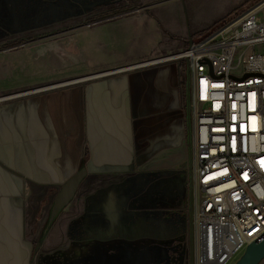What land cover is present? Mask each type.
<instances>
[{"label":"crops","instance_id":"crops-1","mask_svg":"<svg viewBox=\"0 0 264 264\" xmlns=\"http://www.w3.org/2000/svg\"><path fill=\"white\" fill-rule=\"evenodd\" d=\"M182 1L71 0L67 33L36 61L9 54L1 47L10 41L0 40V264H37L39 256L58 264L56 254L73 244L59 239L75 240L74 221L109 219L112 207L147 213L165 188L181 195L189 81L186 61L162 59L211 28L186 29ZM83 166L98 182L124 178L96 186L81 217L68 214L69 204L45 235V225L35 230V196L50 200L46 224L61 184Z\"/></svg>","mask_w":264,"mask_h":264},{"label":"built area","instance_id":"built-area-1","mask_svg":"<svg viewBox=\"0 0 264 264\" xmlns=\"http://www.w3.org/2000/svg\"><path fill=\"white\" fill-rule=\"evenodd\" d=\"M186 58L193 100L190 262L230 264L264 232V0L162 60Z\"/></svg>","mask_w":264,"mask_h":264},{"label":"rangeland","instance_id":"rangeland-1","mask_svg":"<svg viewBox=\"0 0 264 264\" xmlns=\"http://www.w3.org/2000/svg\"><path fill=\"white\" fill-rule=\"evenodd\" d=\"M258 0H186L182 1V17L185 21L186 29L211 27L205 32L191 34L187 40L188 48L191 43H198L209 37L216 29L218 24L222 23L230 17L235 16L240 11L248 8ZM73 8L71 0H0V40H9L10 43L1 48L5 49L9 54H25L31 57V61H36L39 50L46 45L47 42L54 40L59 35H64L62 28H67L72 23ZM175 18L174 16H171ZM176 19V18H175ZM177 27V26H176ZM180 28H182L179 25ZM177 28V30H180ZM70 33V32H69ZM132 34L129 35L128 41ZM115 48L116 44H113ZM127 48V47H126ZM15 50V51H14ZM6 52V54H7ZM186 61V73L190 86L188 87L189 110L192 118L193 100H192V72L190 59ZM17 70H22L19 67ZM240 72V70H238ZM191 92V95H190ZM189 147L187 146V156L183 160V171L181 177V195H173L174 191L168 188L161 190L158 206L152 208L143 207L142 210L158 211L160 222L151 226L143 237L135 238L134 236H122L118 234L117 227L126 225L129 219V212L120 208L119 213L115 212V208H110L108 217L96 218L95 222H91L89 226L88 238L81 239V242L69 240L68 235L59 239V246H67L72 242V247L62 250L56 254L58 264H190V243H191V223H190V200L192 191L190 188L191 176V160L189 157ZM98 177L87 176L80 185L76 195L69 204L75 206L71 209L69 215L81 217L86 209L88 196L98 187H109L115 182H120L124 176H109L107 178L96 180ZM164 178H167L164 176ZM95 180V181H94ZM95 184V185H93ZM166 185V184H165ZM96 188V189H95ZM36 202L33 201L31 225L35 230H41L45 225L48 215L49 198L45 196H35ZM149 200V199H148ZM118 201V199H115ZM150 201V200H149ZM68 204V205H69ZM148 204V203H147ZM142 213V212H140ZM64 214V213H63ZM142 215V214H139ZM63 216V215H62ZM63 218V217H62ZM81 219V218H80ZM79 219V220H80ZM74 221L70 225L73 230L78 221ZM180 221L185 223L184 230L178 229L176 226ZM96 223V224H95ZM172 224V228L169 226ZM174 224V225H173ZM95 225V227H94ZM121 230H124L120 228ZM156 229V230H155ZM66 230V224H65ZM125 231V230H124ZM154 237H149L153 235ZM109 234V236H107ZM41 246L43 239L40 240ZM189 245V248H188ZM147 247H151L146 251ZM145 248V249H144ZM151 250H154L151 252ZM245 250V249H244ZM242 250L230 264H233L244 252ZM182 252V253H181ZM180 260L178 259L179 254ZM45 256H43L44 258ZM168 260H166L167 258ZM174 258L175 260L173 261ZM41 261V257L37 258Z\"/></svg>","mask_w":264,"mask_h":264},{"label":"water","instance_id":"water-1","mask_svg":"<svg viewBox=\"0 0 264 264\" xmlns=\"http://www.w3.org/2000/svg\"><path fill=\"white\" fill-rule=\"evenodd\" d=\"M114 71V70H112ZM190 84L188 83V87ZM88 170L85 166L68 177L60 186L55 196L50 216L48 219L47 230L55 222L61 211L71 202L78 191L82 181L87 177ZM264 260V232L261 236L250 242L242 255L233 264H260Z\"/></svg>","mask_w":264,"mask_h":264},{"label":"flooded vegetation","instance_id":"flooded-vegetation-1","mask_svg":"<svg viewBox=\"0 0 264 264\" xmlns=\"http://www.w3.org/2000/svg\"><path fill=\"white\" fill-rule=\"evenodd\" d=\"M148 204H150V203H148ZM156 213L152 214L150 212H147V213L146 212L145 213H143V212L142 213H140V212L139 213L129 212V219L126 221V225L123 224V225H119L117 227V230L119 229L118 230V234L122 235V236H126L125 232L127 231L128 232L127 233L128 236L130 234V236H134L135 238H139V237L140 238H145V237H143V235H144L143 233H145L144 231L149 232L147 230L152 225H153L152 227L154 228V225L156 226V224H158L160 222V218L158 216L160 213L157 210H156ZM139 214H142V215H139ZM180 222H179L177 228L180 229V230H182V229L184 230L185 229V223H184V221L183 222L180 221ZM89 226L91 227V222H90V220H88L87 217L81 218L78 221V224L75 227L76 228V230H75L76 232L74 230H72L73 232H75L74 237H75L76 242H81V239L83 238V236L85 237V235H83V233H85L87 238H88V234L86 232H88ZM94 227H95V225H94ZM120 228L124 229L125 231L121 230ZM184 232H185V230H184ZM107 236H109V234H107ZM152 236H155L154 233H153ZM150 248L151 247H147L146 251H148ZM153 251L154 250H151V252H153ZM181 253L178 256L179 260L181 258L180 255H182ZM168 259L169 258H167L166 260H168ZM172 259H173V261L175 260L174 258H172ZM155 264H156V262H155ZM190 264H191V262H190Z\"/></svg>","mask_w":264,"mask_h":264},{"label":"trees","instance_id":"trees-1","mask_svg":"<svg viewBox=\"0 0 264 264\" xmlns=\"http://www.w3.org/2000/svg\"><path fill=\"white\" fill-rule=\"evenodd\" d=\"M225 21V20H224ZM221 24V23H220ZM219 25V24H218ZM47 225H48V220H47V222H46V224H45V226H44V228H43V235H45L46 233H47Z\"/></svg>","mask_w":264,"mask_h":264},{"label":"bare ground","instance_id":"bare-ground-1","mask_svg":"<svg viewBox=\"0 0 264 264\" xmlns=\"http://www.w3.org/2000/svg\"><path fill=\"white\" fill-rule=\"evenodd\" d=\"M78 80V79H77ZM73 82V81H72ZM59 85V84H58ZM18 95V94H17Z\"/></svg>","mask_w":264,"mask_h":264}]
</instances>
